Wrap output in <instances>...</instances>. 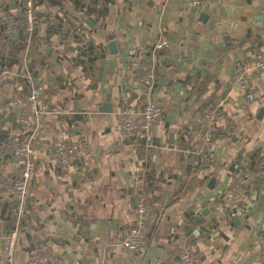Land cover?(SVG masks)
<instances>
[{
    "label": "crops",
    "instance_id": "crops-1",
    "mask_svg": "<svg viewBox=\"0 0 264 264\" xmlns=\"http://www.w3.org/2000/svg\"><path fill=\"white\" fill-rule=\"evenodd\" d=\"M21 1L0 0V68L10 70L0 85V264H30L34 253L39 264H181L185 248L200 264H264V72L255 67L264 52V0H38L30 41L20 30ZM13 23L16 32L8 33ZM86 31L92 50L84 59ZM163 39L169 46L154 49ZM131 57L150 67L151 86L130 70ZM240 71L247 88L234 83ZM34 84L42 86L44 130L34 144L32 190L16 218L4 187L21 165L13 144L29 127L12 100ZM247 90L256 104L246 102ZM146 100L163 113L138 142L125 136L118 113ZM207 111L216 119L202 147L204 129L194 122ZM61 129L88 147L67 169L52 158ZM245 171L247 197L233 214L238 204L225 195ZM141 190L156 217L146 224V243L128 251L120 242ZM17 221L9 263L2 237Z\"/></svg>",
    "mask_w": 264,
    "mask_h": 264
},
{
    "label": "built area",
    "instance_id": "built-area-1",
    "mask_svg": "<svg viewBox=\"0 0 264 264\" xmlns=\"http://www.w3.org/2000/svg\"><path fill=\"white\" fill-rule=\"evenodd\" d=\"M38 0H22V30L23 37L26 41H30L33 38L36 17H35V5ZM138 0H133L136 2ZM194 5H199L203 0H191ZM60 7L55 4L53 9L58 10ZM101 11L96 15L99 17ZM88 29V28H87ZM8 33L16 32L15 24H11L7 27ZM169 46L168 41L159 40L155 42L154 49L159 50ZM92 50V38L89 31L82 34L79 43L80 57L86 59ZM130 70L133 73L140 74V81L146 85L151 86L154 80V74L151 71L147 63L140 57H131L129 62ZM255 67L264 72V52L259 53L257 56ZM10 70L3 66L0 68V85L5 80V77L9 74ZM234 83L238 88H247V79L243 71H240L234 77ZM42 86L39 84L32 85L31 89L26 95L15 96L12 100V104L21 111V121L27 125L28 131L26 135L20 141L13 144L11 149L14 156L21 160V165L16 173L14 179L4 187V194L16 201L15 216L16 218H22L24 215V205L27 196L32 190V180L35 170V164L32 159L34 152V144L39 140L44 130V111L38 106V98L41 96ZM245 100L248 104L254 105L259 101V97L251 90H247L245 93ZM161 105L152 100H146L142 107L137 108L135 106H125L119 113L118 117L121 124V129L125 136L137 138L138 142L147 136L152 123L162 115ZM215 113L213 111H207L204 114L198 116L194 122L196 127L204 129L202 137V147L209 145L212 139V129L215 122ZM148 146H144L143 149V161L144 166L141 169L138 183L144 187L146 183V173L149 166L148 162ZM88 153V147L83 139L73 138L70 133L61 129L57 136L52 141V158L54 164L61 169H67L79 161H81ZM244 179L239 177L238 182L229 189L225 195L226 199L240 204L246 199L244 192ZM135 222L130 226L124 239L120 242L121 246L128 251H135L142 247L146 243V224L149 220L156 217L154 207L148 200L145 192L141 190L136 199L134 200ZM20 234L19 221L15 223L13 229H11L5 236H3L4 246L2 258L5 261L11 262L12 251L14 243ZM260 255L264 262V235L260 237ZM179 259L181 264H200L196 254L185 248L179 253ZM30 264H39V254L34 253Z\"/></svg>",
    "mask_w": 264,
    "mask_h": 264
},
{
    "label": "water",
    "instance_id": "water-1",
    "mask_svg": "<svg viewBox=\"0 0 264 264\" xmlns=\"http://www.w3.org/2000/svg\"><path fill=\"white\" fill-rule=\"evenodd\" d=\"M207 15H204L203 13L201 14V20H203V21H207ZM86 22H88V23H90L91 24V21L88 19V20H86ZM260 114L261 113H263L264 112V108H262L260 111ZM260 116H263V114L262 115H260ZM240 205H241V203L240 204H238L237 206H233L232 207V213L233 214H235L236 212H237V210L239 209V207H240ZM2 243H3V245H4V240L2 239Z\"/></svg>",
    "mask_w": 264,
    "mask_h": 264
},
{
    "label": "trees",
    "instance_id": "trees-1",
    "mask_svg": "<svg viewBox=\"0 0 264 264\" xmlns=\"http://www.w3.org/2000/svg\"><path fill=\"white\" fill-rule=\"evenodd\" d=\"M201 144H202V141H201ZM206 146H207V145H206ZM240 176L244 179V181L247 180V173H246V171L243 172V173H241ZM235 184H236V183H235ZM243 189H244V187H243ZM244 192H245V190H244ZM245 194H246V196H247V193H246V192H245Z\"/></svg>",
    "mask_w": 264,
    "mask_h": 264
}]
</instances>
